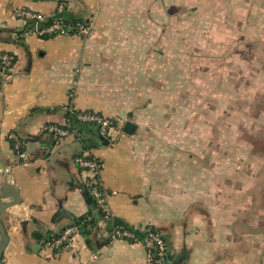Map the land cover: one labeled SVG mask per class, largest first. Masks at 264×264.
<instances>
[{
	"label": "crops",
	"instance_id": "obj_1",
	"mask_svg": "<svg viewBox=\"0 0 264 264\" xmlns=\"http://www.w3.org/2000/svg\"><path fill=\"white\" fill-rule=\"evenodd\" d=\"M22 9L93 34L39 37L13 16ZM4 53L16 62L0 80V183L11 178L28 213L26 223L2 215L5 264H150L145 237L100 244L96 222L71 246L48 248L94 218L77 164L88 153L103 165L114 228L159 232L166 264H264V0H0ZM192 87L207 99L197 121ZM70 107L114 126L102 139ZM49 124L78 133L60 141L59 155L34 161L55 140L43 132Z\"/></svg>",
	"mask_w": 264,
	"mask_h": 264
},
{
	"label": "built area",
	"instance_id": "obj_2",
	"mask_svg": "<svg viewBox=\"0 0 264 264\" xmlns=\"http://www.w3.org/2000/svg\"><path fill=\"white\" fill-rule=\"evenodd\" d=\"M63 7H60L59 12H63ZM13 16L28 22L33 25L29 28V32L39 37H54V36H83L91 37L93 28L85 23H66L56 18L54 15H45L33 12L31 10H16ZM16 62V57L9 53L0 55V74L8 73ZM69 114L73 115L78 123L88 124L95 127L97 135L100 138H106L108 132L114 126L112 119L104 118L100 115L90 112H77L74 108H69ZM43 132L54 137L58 142L77 134V128L72 125L59 126L54 124L45 125ZM18 147V146H17ZM77 164L86 174L85 188L87 193L93 198L96 208L103 215L105 220L113 218L112 212L107 206L106 191L100 179L102 170L101 161L91 153L79 157ZM85 229L81 225H74L65 229L59 236L53 238L47 243L51 250H59L63 245L71 246L76 237L82 236L86 232H92L94 222L91 216L84 219ZM145 235V246L147 248V258L150 264H166L168 246L164 237L157 231L147 230ZM111 242L130 241L137 243L140 238L135 232L125 230L119 226L115 227L110 233ZM98 256H95L97 258Z\"/></svg>",
	"mask_w": 264,
	"mask_h": 264
},
{
	"label": "water",
	"instance_id": "obj_3",
	"mask_svg": "<svg viewBox=\"0 0 264 264\" xmlns=\"http://www.w3.org/2000/svg\"><path fill=\"white\" fill-rule=\"evenodd\" d=\"M9 79L10 76L6 77L5 75L3 76L2 74H0V80L8 81ZM134 128L135 125L132 122H127L124 126V132L128 134H132ZM40 141L41 139H37L35 143H39ZM46 141H48V139ZM60 152H61V143L58 142L56 139L48 143H41L34 155L35 160L34 159L33 160L34 161L38 159L46 160L51 158L52 156L59 155ZM24 161H28V160H25L24 157H21L18 160V162L14 163V166H16L17 163L18 165H22ZM92 209L94 211L93 213L94 220L102 230V235L100 237V244L106 243L110 236V233L114 229V226L118 224V219L113 218L106 222L104 221L103 215L99 212V210L96 208L95 205H93ZM4 213H9L10 215L17 216L24 223L28 221L27 207L23 202V199L20 195V191L17 187H15L12 184V180L8 176L4 177L2 182L0 183V264H5L3 262V254L10 240L7 234L6 227L2 220V215ZM46 239L50 240L49 236H46ZM93 246H94L93 251H97L98 245H96V243H93Z\"/></svg>",
	"mask_w": 264,
	"mask_h": 264
},
{
	"label": "rangeland",
	"instance_id": "obj_4",
	"mask_svg": "<svg viewBox=\"0 0 264 264\" xmlns=\"http://www.w3.org/2000/svg\"><path fill=\"white\" fill-rule=\"evenodd\" d=\"M197 69H199L198 67H197ZM197 73L198 74V72L197 71H195V70H193L192 71V73ZM204 73V72H203ZM210 74H212V76H214V72L212 71V72H209ZM208 73V74H209ZM187 83L186 82H184V86H183V84L181 83L180 84V86H178V88L175 90V94H176V97L178 96L177 94H179V91H182L183 92V90H186L187 89ZM192 86H194V85H192ZM194 93V95L195 96H192V94ZM186 94H187V92H185L184 94H182V95H185V97H186ZM189 94H190V92H189ZM191 96H192V99H191V111H192V116L194 115V117H195V119H196V121L198 120V116H197V114H203L204 113V111L202 110V107H203V104L205 103V101L207 102V99L206 98H204L203 97V92L199 89V90H193V87H192V89H191V94H190ZM188 96V95H187ZM185 97H183L182 96V98H185ZM201 98V100H199ZM208 105V104H207ZM210 105V104H209ZM201 117V116H200ZM202 117H203V115H202ZM208 118H209V116H208ZM192 120H194V118H192ZM230 117L228 116L227 118H223L222 119V126L225 128V131H226V129H228V127L230 126ZM208 124H209V122H208ZM208 126V129L210 128V127H212L211 125H207ZM246 138V136L244 137V139ZM229 139V138H228ZM226 141H228L227 139H226ZM109 209V208H108Z\"/></svg>",
	"mask_w": 264,
	"mask_h": 264
},
{
	"label": "trees",
	"instance_id": "obj_5",
	"mask_svg": "<svg viewBox=\"0 0 264 264\" xmlns=\"http://www.w3.org/2000/svg\"><path fill=\"white\" fill-rule=\"evenodd\" d=\"M59 19V18H58ZM1 70V69H0ZM93 222H94V224L96 225V223H95V220H94V218H93ZM82 227H83V229H85V225H84V221H80V223H79ZM125 228V227H124ZM136 234H137V236L139 237V238H144L145 237V235H146V233H140V232H135ZM159 233V232H158ZM88 234V232H86L85 233V235H87ZM53 239V238H52ZM51 239V240H52Z\"/></svg>",
	"mask_w": 264,
	"mask_h": 264
}]
</instances>
